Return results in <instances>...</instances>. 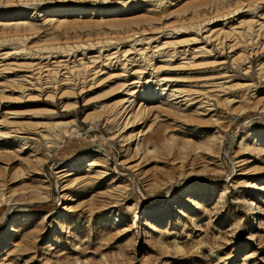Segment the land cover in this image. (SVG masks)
Here are the masks:
<instances>
[{"label": "rangeland", "instance_id": "374dc122", "mask_svg": "<svg viewBox=\"0 0 264 264\" xmlns=\"http://www.w3.org/2000/svg\"><path fill=\"white\" fill-rule=\"evenodd\" d=\"M122 1L0 0V16L24 14L0 20V45L20 56L52 47L78 56L97 42L122 41L132 27H112V21L140 27L151 15L144 8L100 17L52 15L80 6L115 11ZM191 1L160 6L156 26L183 30L197 21L196 11L216 10L209 3L186 17L170 14ZM228 52L225 64L208 70L211 76L226 68L228 77L217 82H228L229 90L213 97L207 124H173L151 141L125 140L123 126L109 120L108 105L125 98L123 71L84 91L65 89L69 99L9 83L0 99V120L8 124L2 131L10 135L0 144V264H264L263 55L253 57L246 73L233 67ZM197 81L192 85L206 82ZM158 94L145 93L158 99L142 119L146 130L155 113L166 120ZM8 111L24 115L13 123ZM23 146L26 154L19 153Z\"/></svg>", "mask_w": 264, "mask_h": 264}, {"label": "bare ground", "instance_id": "6f19581e", "mask_svg": "<svg viewBox=\"0 0 264 264\" xmlns=\"http://www.w3.org/2000/svg\"><path fill=\"white\" fill-rule=\"evenodd\" d=\"M148 1H150L147 3L148 5L143 7L139 1L125 0L119 2L121 9L115 11L97 6H80L75 9H56L53 14L49 12L53 17L60 19L78 13L100 17L112 12L127 11L129 13L131 10L137 9L139 11L144 8V11L151 15L140 19L144 22V25L140 27L136 26L135 21L131 20L126 23L112 21V27L131 26V30L128 29L131 33L126 37L124 36V39L121 36L122 41L117 37L119 41L117 39L106 40L104 43L99 42L98 44L97 42L96 45H90L84 48L83 51L78 52V56L72 54L70 49L62 51V49L53 47L52 49L49 48L50 50H39L36 53L31 52L27 56H20L18 51L16 53L13 48H7L6 45L1 44L0 99L7 93V88L11 87L8 86L9 83L20 84L24 90L27 89L29 92L33 91L40 95L51 94L53 97L60 95L61 98L67 99L69 96H65V89L80 88L84 91L87 86L92 88L107 81V79L111 80L113 72L123 71L127 75L122 76L125 98L122 102L118 101L108 105V108L113 110H110L113 113L109 120L118 122V125L123 126L119 134H123L125 140L134 141L135 139L138 140L140 136H145V140L151 141L156 137L160 138L167 134L170 131L169 126L173 124L183 126L186 123L194 125L195 123L206 122L204 117L209 116V113L213 111L210 109L213 97L229 90L228 82H217V79L222 80L228 77L229 71L226 68L217 72V75L209 76L210 72L208 71L210 67L225 64L221 60L222 57L226 56L227 51L232 55L233 67L236 68L242 65V67H245L246 73H249L252 68L253 57L263 55L260 65L258 64L260 66L258 70L260 72L259 76L264 78V0H194L185 2L170 14H187V12L200 7L203 9V5L209 3L216 10L212 7L210 9L205 7L203 12L201 10L200 15H197L199 11H196L197 14L194 12V19H197V21L193 22L194 24L191 23L192 25L189 28H183V30L175 27L166 29L167 27L164 28V26H156L160 21V18L156 16L159 7L164 4L165 8L171 9L177 7L180 0H160V5H157L156 0ZM130 4L132 6H129ZM42 13H46V11ZM49 13L47 11L46 14ZM23 15V13H13L8 16H0V20L10 21ZM58 19L55 21H58ZM55 21L52 20L54 23ZM214 43H216V48L212 47ZM6 49L10 50L3 52ZM61 52L62 54H60ZM128 65L131 66L130 69H127ZM20 72H24L25 75L19 77ZM187 72L189 73L186 74ZM12 77H14V80L11 79ZM115 77L117 78V76ZM15 79L21 80L17 82ZM42 79H46L44 84ZM197 80L206 82L203 86L192 85ZM151 91L159 93V99H161L159 103L161 109L159 110L166 114V120L161 121L162 116L160 113H155L152 125L146 130V124L142 119L146 118L148 111L152 109L148 104L158 100L155 95H145V93ZM232 102L235 103L236 101L231 100L228 104L230 105ZM20 112L8 111L13 123L22 119L24 114L22 115ZM133 120L142 122H137L138 124L135 125ZM7 125L5 121L0 120V144L5 139L10 138L7 132L2 131L8 128ZM137 127L142 130L135 133L138 130ZM187 127L189 126L187 125ZM129 129L134 130L130 131L128 135ZM210 135L207 141L212 142L214 141L213 135ZM202 136L204 134L199 137ZM24 146L23 148L20 147L19 153H27ZM58 173L63 172L59 171ZM68 176H65V178Z\"/></svg>", "mask_w": 264, "mask_h": 264}]
</instances>
